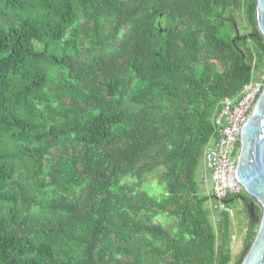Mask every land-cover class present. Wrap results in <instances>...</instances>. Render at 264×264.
<instances>
[{
    "label": "trees",
    "instance_id": "obj_1",
    "mask_svg": "<svg viewBox=\"0 0 264 264\" xmlns=\"http://www.w3.org/2000/svg\"><path fill=\"white\" fill-rule=\"evenodd\" d=\"M257 80L255 0H0V264H231L241 204L240 264L196 170Z\"/></svg>",
    "mask_w": 264,
    "mask_h": 264
},
{
    "label": "water",
    "instance_id": "obj_2",
    "mask_svg": "<svg viewBox=\"0 0 264 264\" xmlns=\"http://www.w3.org/2000/svg\"><path fill=\"white\" fill-rule=\"evenodd\" d=\"M256 26L264 42V0H255ZM236 177L250 198L247 211L257 221L253 240L240 264H264V83L240 131ZM258 207L259 215H254Z\"/></svg>",
    "mask_w": 264,
    "mask_h": 264
},
{
    "label": "built area",
    "instance_id": "obj_3",
    "mask_svg": "<svg viewBox=\"0 0 264 264\" xmlns=\"http://www.w3.org/2000/svg\"><path fill=\"white\" fill-rule=\"evenodd\" d=\"M262 86L261 80L249 82L243 85L242 97L239 100L235 102L224 99L223 109L215 121L219 126L218 138L204 151L203 159L210 172L213 196L220 209L224 207L223 199L228 192L239 193L243 190L235 172L240 131L261 93Z\"/></svg>",
    "mask_w": 264,
    "mask_h": 264
},
{
    "label": "rangeland",
    "instance_id": "obj_4",
    "mask_svg": "<svg viewBox=\"0 0 264 264\" xmlns=\"http://www.w3.org/2000/svg\"><path fill=\"white\" fill-rule=\"evenodd\" d=\"M225 118H223V121ZM196 178L197 182L199 184V189L202 194L207 195L209 198L207 202L205 203V206L209 207L213 205L214 199L212 198V180L208 175V171L206 170L205 163L202 160H200V163L196 170ZM145 187L151 191L155 192V181L152 179V177H148L144 182ZM242 205L239 204L237 208L231 210L232 214V240H231V251L233 260L231 264L234 263L235 259L241 254L243 250V239L245 235V227L243 224L238 223V211H242ZM243 213V212H242ZM158 215V214H157ZM164 215V216H163ZM159 214L157 218L159 221L165 225L168 229H173V220L169 216H166V214ZM240 217H243V214L240 215Z\"/></svg>",
    "mask_w": 264,
    "mask_h": 264
}]
</instances>
